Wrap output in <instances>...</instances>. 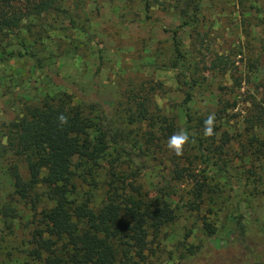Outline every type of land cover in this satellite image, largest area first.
Listing matches in <instances>:
<instances>
[{"label": "rangeland", "instance_id": "1", "mask_svg": "<svg viewBox=\"0 0 264 264\" xmlns=\"http://www.w3.org/2000/svg\"><path fill=\"white\" fill-rule=\"evenodd\" d=\"M185 4L190 14L199 7L198 25L183 26ZM59 10L31 18L27 28L16 31L42 68L27 57L2 61L3 53L25 50L14 34L0 41V146L27 104L67 93L75 104H88L117 120L129 90H141L140 96L148 92L150 110L173 116L181 132L172 140L169 158L136 160L145 164L144 190L167 198L176 214L174 222L150 237L145 264H264V172L258 169L264 171V164L254 149H247L246 133L254 101L264 102V0H149V6L144 0H63ZM174 32L185 54L182 60L175 52ZM188 93L194 118L224 110L218 124L232 136L220 162L224 174L203 164L197 145L182 135L180 107ZM258 134L264 142V127ZM170 159L195 173L193 180L203 181L202 173L210 178L202 199L193 198L194 181L167 185ZM13 160L11 154L0 156V205L17 210L9 223L0 216V260L31 264L21 245L31 213L6 171ZM113 166L105 164L109 173ZM21 171L26 178L24 164ZM257 173L262 174L258 181Z\"/></svg>", "mask_w": 264, "mask_h": 264}, {"label": "trees", "instance_id": "2", "mask_svg": "<svg viewBox=\"0 0 264 264\" xmlns=\"http://www.w3.org/2000/svg\"><path fill=\"white\" fill-rule=\"evenodd\" d=\"M62 1L0 0V41L14 34L25 50L24 54L3 53L2 61L27 57L42 68L39 58L28 50L25 37L16 31L27 28L31 18L60 11ZM144 1L149 6V0ZM185 5L183 26L198 25L199 7L190 14ZM173 35L175 52L182 60L185 54L181 41L176 32ZM182 68L188 72L186 65L182 64ZM139 92L128 91V102L117 120L88 104H75V98L64 93L43 103L25 105L24 117L9 130L7 142L0 146V156L14 157L6 171L13 180L15 194L26 202L31 213V221L25 218L28 233L21 243L31 264H145L150 237H157L174 222L176 214L171 202L144 190L140 179L147 176L142 174L145 164L136 160L169 158L172 140L180 136L181 129L165 111L150 110L148 92L144 96ZM190 102L192 95L188 93L185 106L180 107L185 121L182 135L188 144L197 145L203 164L223 173L220 162L232 141V136L218 124L224 110L214 116L194 118ZM262 103L254 101L255 113L246 133H250L247 149H254L252 154L264 164V142L258 134L264 127ZM180 115L177 113L179 118ZM173 157L178 159L176 153ZM171 159V180L164 176L167 185L171 188L173 181H194L198 184L192 188L193 198L202 199L210 178L202 173L203 181L193 180L198 177L195 173L178 167L177 160ZM108 163H114L111 173L105 168ZM258 175L262 174H255L254 180H259ZM16 213L15 208L0 205L3 222L9 223ZM205 226L214 233L212 226ZM0 264H8V258L0 260Z\"/></svg>", "mask_w": 264, "mask_h": 264}]
</instances>
